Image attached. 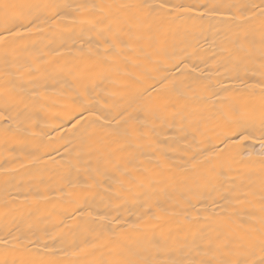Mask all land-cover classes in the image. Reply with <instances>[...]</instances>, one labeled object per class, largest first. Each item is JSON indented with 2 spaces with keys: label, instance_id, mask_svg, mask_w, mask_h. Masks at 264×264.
<instances>
[{
  "label": "snow or ice",
  "instance_id": "6c2138e0",
  "mask_svg": "<svg viewBox=\"0 0 264 264\" xmlns=\"http://www.w3.org/2000/svg\"><path fill=\"white\" fill-rule=\"evenodd\" d=\"M32 7L0 0V98L3 100L0 121L7 125L3 129L5 137L9 133L35 136L31 132L34 117L58 103L48 99L46 90L65 85L58 89L57 95L61 99H73L76 105L63 119L74 121L72 128L79 133L81 145L92 151H100L96 146H103L105 136L111 134L105 129L114 127L117 134L130 143L151 142L155 128L149 117L160 119L191 111L199 115L198 126L210 124L220 132L213 150L188 157L184 161L187 168L180 166L181 172L196 171L198 166L214 161L223 167L238 155L244 141L253 138L245 133L254 130L257 122L264 158V0L244 4H183L174 0H161L156 4L144 0H80L68 4L48 0L38 12L25 11ZM225 14L238 22L234 30L229 29L220 37L221 44L229 47L232 58L227 66L221 65L223 72L218 71L215 77L204 75L202 71L198 74L196 68L189 69L184 64L183 50H178L176 42L169 37L181 31L186 36L194 35L198 30L195 21ZM113 19L118 23L99 29L95 44L89 46L86 55L82 51L74 61L61 63L62 52L55 49L45 52L36 43H21L32 35L63 33L75 25L95 27ZM44 47L51 49L50 44ZM257 61L259 83L247 84L240 73ZM145 64L156 67L148 70ZM129 66L144 68L151 84L142 90L136 89L138 106L120 108L105 124L104 115L95 117L93 110L104 111L97 108L101 94L107 98L116 93H96L93 82L115 73L116 78L110 80L113 88L131 89L143 85L145 76L128 73L125 69ZM220 76L239 83L225 86ZM25 78L32 87L27 95H22L24 90L18 89L16 83ZM50 80L54 83L50 84ZM178 100L184 101L179 109ZM93 125H99V129ZM237 136L239 139L235 138ZM7 142L6 138V145ZM60 147L64 145L51 147L40 156H33V160L43 155L52 158V153L59 152ZM153 162L161 174L172 172V162L159 156ZM117 171L123 177L115 181L121 192L139 180L117 164L111 169L98 167L80 187L102 188ZM259 175L258 184L251 180L246 184L242 182L234 195L222 196L224 206L218 212L213 210L218 230L191 242L187 237L172 235L155 240L146 238L155 227L148 221L186 215L193 207L190 194L194 189L185 176L170 178L174 185L170 203L158 201V207L150 206L145 216L137 217L135 223H128L119 215L110 216L111 203L103 208L94 207L87 198V191L83 198L72 192H61L73 205L66 218L75 223L61 219L54 224L61 232L55 234L49 231L47 220L29 223L25 228L0 227V264H264V159ZM121 192L116 193L117 199L122 198ZM34 199L47 197L37 193ZM242 204L250 205L253 211L241 214L238 209ZM257 245L260 258L250 259Z\"/></svg>",
  "mask_w": 264,
  "mask_h": 264
},
{
  "label": "bare ground",
  "instance_id": "6f19581e",
  "mask_svg": "<svg viewBox=\"0 0 264 264\" xmlns=\"http://www.w3.org/2000/svg\"><path fill=\"white\" fill-rule=\"evenodd\" d=\"M12 2L33 6L31 9H25L26 12H38L41 10L40 6L48 0H12ZM61 2L75 4L80 0H61ZM120 2H134V0H120ZM144 2L156 4L161 0H144ZM174 2L244 4L250 0H174ZM116 23L118 21L113 19L105 20L95 27L87 24L75 25L65 29L63 33L45 32L43 35L25 37L21 43H36L45 52L52 49L60 51L63 53L61 63L74 61L80 57L82 51L86 55L89 46L95 44L99 29ZM194 23L198 27L194 35L186 36L181 31L180 34L169 37V40H174L177 49L183 50L181 54L184 56V64L188 65L189 69L196 68L198 74L202 71L204 75L211 74L215 77L218 71L223 72L221 65L227 66L232 58L229 47L221 44L220 37L229 29L234 30L238 22L225 14L208 17ZM46 44H50L51 49L44 47ZM155 67L152 64L144 66L148 70ZM144 68L129 66L125 71L135 73L137 76H145ZM152 74L156 73L152 72ZM240 75L247 84L259 83V62L248 65L247 70H242ZM114 78L116 74L110 73L107 79L99 78L93 82L96 93H116L107 98L101 94L97 108L104 111L93 110L95 117L104 115L105 124L120 108L138 106L136 89L142 90L143 87L151 84L145 76L143 85H135L131 89L113 88L110 80ZM219 78L223 80L225 86L239 83V81L224 79L223 76ZM49 83L52 84L54 81L50 80ZM16 87L24 90L22 95H27V90L32 85L25 78L23 81H17ZM62 87L65 85L49 87L46 90L48 99L58 103L34 117L31 132L35 133V136L31 133L16 135L9 133L5 137L3 129L7 125L5 121H0V227L25 228L29 223L47 220L49 231L53 234L59 233L61 229L55 228L54 224L61 219H64L65 223H75L66 218L67 214L72 211L73 205L65 196H61V192H72L74 196L83 198L86 191L87 198L94 207L103 208L105 204L111 203L113 207L109 209L110 216L119 215L122 220L135 223L137 217L145 216L150 206L154 209L158 207V201L160 204L170 203L169 196L174 191L170 178L185 176L194 189L190 194L193 196V207L186 215L159 222L148 221L155 227L153 231L147 233L146 238L155 240L172 235L187 237L189 242L199 241L201 236L214 234L218 230L219 225L213 219V210L218 212L220 207L224 206L225 201L221 199L222 196L234 195L240 190L242 182L246 184L251 180L259 183V170L264 158L261 156L258 139V122L254 130L245 133L253 138L244 141L239 146L238 155L225 162L223 167L214 161L213 164L198 166L196 171L187 169L181 172L180 166L187 168L184 161L188 157L193 154H207L205 150H213V146L218 143L219 129H213L210 124L206 127L198 126L196 121L199 115L191 111L179 112L176 115L169 114L166 118L160 119L149 117L155 128L151 142L130 143L120 137L113 127L105 129L111 134L105 136L103 146H96L100 148V151H92L81 145L79 133L72 128L74 121L65 122L63 119L76 105V102L71 98L61 99L57 95L58 89ZM41 91L45 90L41 88ZM91 95L90 93L89 96ZM2 103L3 100L0 98V105ZM183 104L184 101L178 100V109ZM93 127L99 129V125H93ZM41 133L45 134L41 135ZM6 138L7 145L5 144ZM235 138L239 139L238 136ZM60 145L64 147H60L59 152H53L52 158L43 155L39 160H33V156H40L41 153L49 151L51 147ZM165 153H167L166 156ZM157 156L173 163L172 172L160 173V169L153 162ZM129 160L132 162L129 163ZM117 164L139 178L127 190L121 192L115 183L116 179H123L119 171L115 172L102 188L85 190L80 187L98 167L111 169ZM117 192H121V199L116 198ZM37 193L47 199H34ZM238 210L243 215L253 211L248 204L240 205ZM63 231L68 230L63 229ZM68 239L71 237L69 236ZM65 242L67 243V240ZM249 258H260L258 245L254 249V254H250Z\"/></svg>",
  "mask_w": 264,
  "mask_h": 264
}]
</instances>
